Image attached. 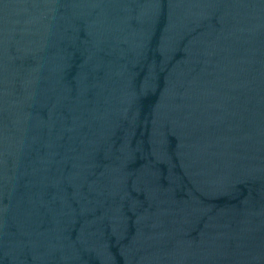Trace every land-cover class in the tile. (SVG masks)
Instances as JSON below:
<instances>
[{"label": "water", "instance_id": "obj_1", "mask_svg": "<svg viewBox=\"0 0 264 264\" xmlns=\"http://www.w3.org/2000/svg\"><path fill=\"white\" fill-rule=\"evenodd\" d=\"M0 264H264V0H0Z\"/></svg>", "mask_w": 264, "mask_h": 264}]
</instances>
